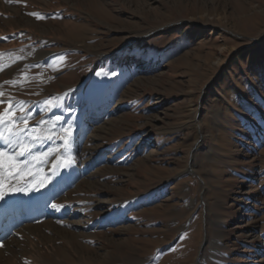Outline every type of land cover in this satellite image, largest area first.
Returning a JSON list of instances; mask_svg holds the SVG:
<instances>
[{"label": "rangeland", "instance_id": "obj_1", "mask_svg": "<svg viewBox=\"0 0 264 264\" xmlns=\"http://www.w3.org/2000/svg\"><path fill=\"white\" fill-rule=\"evenodd\" d=\"M0 92L29 129L72 122L54 204L85 220L0 264H264V0H0Z\"/></svg>", "mask_w": 264, "mask_h": 264}, {"label": "bare ground", "instance_id": "obj_2", "mask_svg": "<svg viewBox=\"0 0 264 264\" xmlns=\"http://www.w3.org/2000/svg\"><path fill=\"white\" fill-rule=\"evenodd\" d=\"M56 110L57 109H54V112L57 113ZM53 122L55 123V121ZM0 131L3 130L0 129ZM35 148H37V145L34 147V149ZM38 148L40 149L39 151H47L49 148L54 149L51 156L46 157V161L44 160V164L42 163L43 167L45 165L44 178L47 177L46 173L50 170L49 165H51L54 160L57 161V156H60L59 154L61 152L65 156V161L71 157V150L69 148L65 150L63 147V141H59L58 138L54 139L53 141H45L44 144L38 145ZM49 158L51 160H48ZM32 168H35L36 170L38 168V164H34ZM74 168L75 165L73 163L71 166L65 167L63 174H61L64 176H61L62 178L58 182H49L50 186H48L46 190H38L37 195L33 197L32 201H29V195H31L36 190L29 192H11L9 191V187L16 184V181L11 179L5 182L3 190L7 193V195L3 198H0V241H3L4 243L3 250L5 252L16 251V248L19 249V245L22 242L21 238L24 236V234H28L29 232L33 231H42L46 225H50L53 228L59 230V226L61 225L60 220L65 221L66 224L73 223L77 224L78 226L85 223V220L82 219L83 217H81L80 213L77 211L70 210V208L68 210L64 208L60 211H55L51 207V205L55 203L54 200L71 186H73L74 183L80 178V174L78 175L77 173L73 172ZM59 169L63 168H57L56 170ZM39 179L40 178H37L35 175L31 177H25V180L29 182ZM25 194H27V200L29 199L27 203H25V200L21 198ZM21 199L24 201H21ZM106 202V200L101 199L97 202V205L101 206ZM45 205H47V207ZM39 221L41 222L39 223Z\"/></svg>", "mask_w": 264, "mask_h": 264}, {"label": "snow or ice", "instance_id": "obj_3", "mask_svg": "<svg viewBox=\"0 0 264 264\" xmlns=\"http://www.w3.org/2000/svg\"><path fill=\"white\" fill-rule=\"evenodd\" d=\"M9 3L12 0H8ZM29 15L36 16L37 19H44L37 13H29ZM116 75V73H112ZM5 83H9L5 81ZM0 97H3V93L0 92ZM0 103H4L3 99H0ZM11 104V101L8 102ZM24 112V109H20ZM32 115L31 112L26 116L15 117L14 111L10 108H5L3 112H0V125H6L3 131H0V198H3L7 193L3 190L6 181L14 179L16 184L9 187L11 192H29L33 190H41L50 186L49 182H55L60 173L53 168L46 178L39 180H32L31 182L25 180V177H31L34 175L32 167L34 162H42L44 158L51 156L54 149L49 148L47 151L33 152L36 145H42L45 141H53L54 139L63 140V147L67 150L71 143V128L72 122L68 121V129L65 135L57 137L55 132L45 135V129L28 128V118ZM23 121L22 124H17L16 120ZM64 117L61 115L55 116V121H61ZM41 125L45 124L44 120L39 122ZM55 127V125H54ZM63 127V126H61ZM60 157L57 156V160ZM75 161L69 157L63 164L58 167H69ZM38 175V173H36ZM47 207V205H45ZM52 209L55 211L62 210L65 205L52 204ZM59 222V221H58ZM4 247L3 241H0V248Z\"/></svg>", "mask_w": 264, "mask_h": 264}, {"label": "trees", "instance_id": "obj_4", "mask_svg": "<svg viewBox=\"0 0 264 264\" xmlns=\"http://www.w3.org/2000/svg\"><path fill=\"white\" fill-rule=\"evenodd\" d=\"M179 28H180V27H177V28L174 30L175 33L179 31ZM117 56H119V54H117V55L115 56V58H116ZM113 59H114V58H113ZM154 59L158 60L157 58H154Z\"/></svg>", "mask_w": 264, "mask_h": 264}]
</instances>
